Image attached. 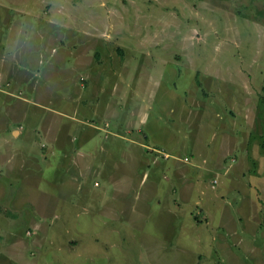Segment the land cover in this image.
I'll return each instance as SVG.
<instances>
[{
	"label": "rangeland",
	"instance_id": "374dc122",
	"mask_svg": "<svg viewBox=\"0 0 264 264\" xmlns=\"http://www.w3.org/2000/svg\"><path fill=\"white\" fill-rule=\"evenodd\" d=\"M39 31L49 37L48 49L63 50L58 63L63 65L54 80L43 73V86L51 81L56 90L69 87L71 92L103 56L102 64H109L103 79L114 70L126 92L137 95L129 107L137 99L145 101L147 132L167 144L158 157L178 154L176 160L190 169L195 186L186 202L179 195L168 197L179 214L169 240L155 233V215L143 226L131 227L122 210L111 220L77 219L68 217L71 212L60 199L53 200L46 209L50 215L38 220L51 224L54 218L50 235L39 231L29 236L28 224H16L21 237L31 240L38 234L35 264H264V0H0V73L11 62L23 65ZM23 38L29 43L24 45ZM0 85L3 93L11 92V83ZM10 94L12 101L28 98L24 89ZM49 99L42 96L39 102ZM199 102L219 104L215 107L224 117L219 125L227 149L239 142L224 161L207 154L203 163L189 149L197 133L198 141L210 137V125L205 128L211 124L210 112ZM87 175L77 177L74 190L89 189L93 201L113 204L111 195L102 197L106 179ZM48 181H37L41 201L54 194ZM30 196L24 193L18 204L27 207ZM122 202L127 203L120 198ZM218 236L226 239L218 242ZM0 258V264H13Z\"/></svg>",
	"mask_w": 264,
	"mask_h": 264
},
{
	"label": "crops",
	"instance_id": "0c3cea01",
	"mask_svg": "<svg viewBox=\"0 0 264 264\" xmlns=\"http://www.w3.org/2000/svg\"><path fill=\"white\" fill-rule=\"evenodd\" d=\"M43 35L40 31L37 33V41L30 46V56L22 66L11 62V65H7L10 67H6L8 71L0 73V84L11 83L12 93L18 88L24 89L28 97L25 103L12 101L8 97L10 91H0V257L5 256L13 264H35L38 234L31 240L25 235L21 237L23 231L18 225L20 221L28 224L29 236L30 232L34 234L39 231L50 235V228L55 229L54 218L51 224L38 220L50 215L46 209L53 200H61L71 212L68 217L77 219L85 215L111 220L116 210H122L128 214L124 219L131 227L143 226L148 220H154L155 215L156 222L152 225L157 230L155 233L169 240L174 220L179 214L173 210L176 205L170 204L168 197L179 195L183 202L187 201L195 186V179L189 175L190 169L181 168L180 158L176 160L178 154H166L168 159L158 157L164 153L160 149L167 144L156 141L147 132L145 101L137 99L134 103L137 105L129 107L132 98L137 95L126 92L114 70L108 79H103L102 71L109 67V64H102L103 56L100 63L92 67L90 74L81 76L82 83L79 82L75 90L69 92V87L67 92L56 90L51 81H48V86H43L40 78L43 73L53 79L57 75V67L63 65L58 64L63 50L56 47L48 49L46 44L49 37L44 35L43 38ZM24 40V45L29 43V39ZM18 58L23 61L22 56ZM0 59L3 60V57ZM26 75L32 78L28 82L23 80ZM193 77L192 88L196 84ZM58 81L62 82L63 78ZM186 91L183 94L189 99ZM151 94L152 91L148 96ZM42 96L51 98L46 103L49 105L39 102ZM63 100L67 101L64 106ZM69 103L71 107L67 108ZM217 105L199 102V107H205L210 112L211 124L205 125L206 130L210 125L209 141H198L201 133H197V137L188 145L194 156L203 163L207 161V154H212L217 161H224L228 151L235 152L240 146L235 141L236 144L227 149V135L219 125L224 117L216 111ZM160 120L161 116L155 123L158 124ZM11 138L31 141H14ZM169 143L174 145L175 141ZM41 162H48L49 165L43 166ZM84 173L106 179L108 185L102 197L111 195L113 204L109 203L110 200L105 204L101 198L93 201L89 189L74 190L78 184L77 177ZM181 176L186 180L181 181ZM42 178L49 179L47 186L54 190V194L45 196L43 201L42 197L36 196L42 191L40 186L37 187V181ZM185 181H188L187 184H184ZM94 185L97 187V183ZM24 193L31 194L27 207H21L17 201ZM72 193L75 196L70 197ZM59 195L62 197L57 198ZM120 198L127 203H120ZM37 203L42 205L37 206ZM153 204L154 208L151 206ZM27 208L29 211L25 212ZM9 225V230L4 228ZM225 239L217 237L218 242ZM42 254L47 256L45 251Z\"/></svg>",
	"mask_w": 264,
	"mask_h": 264
},
{
	"label": "built area",
	"instance_id": "2783aa9c",
	"mask_svg": "<svg viewBox=\"0 0 264 264\" xmlns=\"http://www.w3.org/2000/svg\"><path fill=\"white\" fill-rule=\"evenodd\" d=\"M3 88V86L2 85H0V89H2ZM165 159H168V156L167 155H164L163 156Z\"/></svg>",
	"mask_w": 264,
	"mask_h": 264
},
{
	"label": "trees",
	"instance_id": "16d2710c",
	"mask_svg": "<svg viewBox=\"0 0 264 264\" xmlns=\"http://www.w3.org/2000/svg\"><path fill=\"white\" fill-rule=\"evenodd\" d=\"M97 63H99V61Z\"/></svg>",
	"mask_w": 264,
	"mask_h": 264
},
{
	"label": "clouds",
	"instance_id": "9594fccd",
	"mask_svg": "<svg viewBox=\"0 0 264 264\" xmlns=\"http://www.w3.org/2000/svg\"><path fill=\"white\" fill-rule=\"evenodd\" d=\"M21 42H23V41H21Z\"/></svg>",
	"mask_w": 264,
	"mask_h": 264
}]
</instances>
